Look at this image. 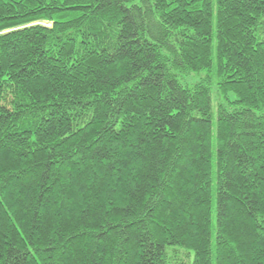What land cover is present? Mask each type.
Returning <instances> with one entry per match:
<instances>
[{
    "label": "trees",
    "instance_id": "1",
    "mask_svg": "<svg viewBox=\"0 0 264 264\" xmlns=\"http://www.w3.org/2000/svg\"><path fill=\"white\" fill-rule=\"evenodd\" d=\"M0 264H264V0H0Z\"/></svg>",
    "mask_w": 264,
    "mask_h": 264
},
{
    "label": "rangeland",
    "instance_id": "2",
    "mask_svg": "<svg viewBox=\"0 0 264 264\" xmlns=\"http://www.w3.org/2000/svg\"><path fill=\"white\" fill-rule=\"evenodd\" d=\"M202 75H203V73L192 75L190 78H188V81H190V82L195 81ZM211 97H212L213 111H214V114L216 115V105H217L218 99H217L215 91H212ZM213 133H214V130H213ZM213 220H214V216H213ZM169 249H172V248H169ZM168 251H170V250H168ZM178 251L182 255H185V253H186V250H184V249H179Z\"/></svg>",
    "mask_w": 264,
    "mask_h": 264
}]
</instances>
